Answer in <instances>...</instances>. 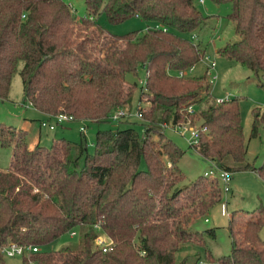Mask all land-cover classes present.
Instances as JSON below:
<instances>
[{"label":"trees","instance_id":"trees-1","mask_svg":"<svg viewBox=\"0 0 264 264\" xmlns=\"http://www.w3.org/2000/svg\"><path fill=\"white\" fill-rule=\"evenodd\" d=\"M85 1L88 14L79 18L65 0H0V97L9 95L20 73L24 101L43 114L111 122L115 110L132 107L138 82H129L128 74L144 69L138 105L144 97L150 103L145 114L142 109L144 134L133 126L99 129L90 154L85 136L30 147L26 130L1 124L0 145L12 150V160L0 167V247L39 245V251L22 255V264H189L188 257L177 262L185 244L204 246L214 264H264V207L230 219L229 255L214 257L204 233L193 230L223 200L222 185L205 175L182 184L185 151L163 127L190 119L193 108L208 127L195 147L199 155L233 172L257 171L264 179V162L256 167L245 161L236 99L196 110L213 97L211 84L206 77L179 76L204 57L196 39L211 16L194 0ZM212 1L231 5L228 17L239 35L217 53L251 69L264 87V0ZM102 14L113 24L139 16L167 29L115 34L99 21ZM262 123L264 113L257 109L252 137ZM73 231L80 235L77 245L43 249ZM100 233L114 241L106 252L95 244ZM206 233L216 236L214 228ZM4 256L0 249V264H7Z\"/></svg>","mask_w":264,"mask_h":264},{"label":"rangeland","instance_id":"rangeland-1","mask_svg":"<svg viewBox=\"0 0 264 264\" xmlns=\"http://www.w3.org/2000/svg\"><path fill=\"white\" fill-rule=\"evenodd\" d=\"M73 7L75 14L81 18L88 14L85 0H65ZM198 9L205 15H209L210 20L199 31L196 40H200L206 52L204 57L192 68L187 74L188 77H206L205 81L211 84L210 91L213 97L208 98V102H200L196 106V110H200L208 104L215 101V97L232 93L236 99L242 118L244 127L245 144L247 147L246 162L259 167L264 162V123L259 128V134L252 137V126L255 119V111L260 109L261 114L264 113V87L258 82L254 73L248 67L240 63L227 60L217 53L219 47L224 46L228 42L237 41L239 35L235 31L234 22L228 17L231 11L229 3L216 4L212 0H206L205 3L194 0ZM99 21L103 23L105 28L111 33L125 34L133 30H139L142 34L147 27L153 28V22H146L139 16H133L123 22L113 24L109 22L105 14L99 17ZM216 60L215 69H210L211 62ZM22 66V64H21ZM211 71V75L207 74ZM218 74L217 79L211 78ZM206 75V76H205ZM209 76V77H208ZM146 77L145 70L142 69L139 75L128 74L129 82H138V87L134 93L132 107L128 105L125 109L130 108L131 116L128 122H82L73 121L65 122L63 125L57 124L56 119L52 118L50 123L55 124V129L51 130L49 126L41 127V122L46 119L44 115L32 106L28 101H24L23 81L20 73H16L13 78L9 95L0 97V125L6 124L26 130L27 139L30 147L41 144L50 147L52 143L58 139L66 138L74 142H80L84 136L87 139L88 152L93 154L95 151L96 134L99 129L117 130L128 126H133L141 135L145 130V118H138V105L141 93V84ZM142 106L145 107L144 114L148 111L150 103L144 97ZM129 110V109H128ZM50 115V114H48ZM193 124L201 122L200 113L195 112L190 119ZM81 126H87L86 131H81ZM166 137L173 140L185 151L179 165L185 174V181L182 184H189L195 181L199 176L204 175L205 171L211 168L209 161L202 158L199 153L189 145L187 139L178 131L172 128H165ZM12 153L10 148H4L0 145V165L3 169L10 166ZM83 160L81 161V163ZM238 165L239 163H235ZM232 192L224 194V199L228 200V212L231 216H224L221 213L220 206H217L212 214L208 217H199L193 224L194 231L204 233L207 245L214 257L229 255L231 252V235L229 231V222L231 217L238 220L243 217L252 215L255 210L264 207V179L257 171L237 170L233 173V179L230 184ZM214 228L216 236L210 237L206 231ZM264 240V228L260 233ZM80 241L79 234L66 233L62 237L56 239L52 243L43 247L44 250L59 249L62 246L71 244L77 245ZM177 262L184 257H188V263L194 264L197 258H201L204 264H214L206 257L204 246L195 244L184 245L183 249L177 254ZM7 264H22L23 256H7L5 255ZM213 260V258H211ZM32 264H37L33 262Z\"/></svg>","mask_w":264,"mask_h":264},{"label":"built area","instance_id":"built-area-1","mask_svg":"<svg viewBox=\"0 0 264 264\" xmlns=\"http://www.w3.org/2000/svg\"><path fill=\"white\" fill-rule=\"evenodd\" d=\"M201 3H205L206 0H199ZM71 6V4H70ZM72 7V6H71ZM163 27L161 24H155L153 25V28H160ZM151 27H147V29H150ZM164 30H166V27H163ZM217 65L216 60H213L211 62V65L209 66L210 69H215ZM194 67V66H193ZM192 67V68H193ZM190 68V69H192ZM181 70L179 71V76L180 77H188L187 74L189 73V70ZM207 74L211 75V71L208 73V70L206 71ZM209 77V76H208ZM218 78V74L212 76V78L210 79L211 82H213V79H217ZM141 85H145V80L143 81V83ZM233 95L232 93H225L224 95L215 97V102L217 104H223L225 102H229L233 100ZM29 102V101H28ZM31 105L32 103L29 102ZM33 106V105H32ZM138 112L136 113L135 116H137L138 118H142L143 117V106L140 105L138 106ZM190 111L192 113H195L193 108H190ZM131 111L125 108H118L117 110H115L111 116V120L112 121H117L119 122L120 120L130 117ZM52 118L56 119L57 124H63L64 122L67 121H74V117L68 113L65 112H59L55 115H49ZM51 120H43L41 122L42 127L44 126H49L50 129H55V124L50 123ZM164 129L165 128H172L176 131H178L181 135H183L187 141L189 142V145L195 149V147L200 143L201 141V137H202V133H205L208 131V127L206 125H203L201 122L197 123V124H193L191 122V120L187 119L181 122H178L177 124L174 125H164L163 126ZM81 131H86V126H81ZM211 168L207 171H205L204 175L207 176L209 179L212 180H217L221 183L222 185V192L223 195L227 194L229 192L232 191L231 189V182L233 179V171H231L230 169L227 168H221L219 167L215 162H211ZM220 209H221V213L224 216H231L230 213L228 212V200L224 199L223 196V200L220 202L219 204ZM232 218V217H231ZM208 221V219H206ZM72 234H77L76 231H73ZM95 244L97 245V247H99L100 249H102L104 252L108 251L111 249L112 245L114 244L113 239H111L109 236H107L105 233H100L98 234V236L95 239ZM2 253L4 255L7 256H16V255H24L26 253L29 252H37L41 249V247L39 245H29L27 247L17 243V242H9L7 244H4L0 247ZM199 264H204L203 260H200Z\"/></svg>","mask_w":264,"mask_h":264},{"label":"crops","instance_id":"crops-1","mask_svg":"<svg viewBox=\"0 0 264 264\" xmlns=\"http://www.w3.org/2000/svg\"><path fill=\"white\" fill-rule=\"evenodd\" d=\"M205 2H206V1H205ZM202 4H203V3H202ZM38 111H39V110H38ZM41 113H42V112H41ZM42 114H43V113H42ZM43 115H44V117H46L47 120H51V119H52V117H50L48 114H43ZM46 119H45V120H46ZM67 122H70V121H67ZM72 122H73V121H72ZM64 123H65V122H64ZM64 123H63V124H64ZM41 127H42V125H41ZM86 127H87V126H86ZM51 130H54V129H51ZM36 145H37V144H36ZM36 145H35V146H36ZM35 146H34V147H35ZM11 153H12V150H11ZM11 160H12V159H11ZM10 164H11V162H10ZM0 165H3V164L0 163ZM233 173H234V172H233ZM231 192H232V191H231Z\"/></svg>","mask_w":264,"mask_h":264}]
</instances>
